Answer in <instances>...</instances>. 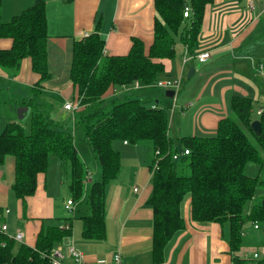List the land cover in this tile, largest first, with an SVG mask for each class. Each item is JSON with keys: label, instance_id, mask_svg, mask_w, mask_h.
<instances>
[{"label": "trees", "instance_id": "1", "mask_svg": "<svg viewBox=\"0 0 264 264\" xmlns=\"http://www.w3.org/2000/svg\"><path fill=\"white\" fill-rule=\"evenodd\" d=\"M215 0H154V41L146 51L142 39L134 37L126 55H106L105 39L98 31L73 44L70 80L75 101L80 107L70 119L54 118L41 99L43 84L51 78L48 66V21L46 1L35 3L9 22L1 19L0 39L13 41L10 49L0 48V67L18 71L21 62L29 58L39 83L31 93L18 100L19 107L30 108V131L23 123H8L0 133V164L7 156L15 161L12 191L21 201L24 214L27 201L37 190V178L45 173L51 156L70 166L69 189L72 202L85 197L89 171L79 154L70 132L73 123L84 125L85 135L101 165V179L95 182L88 195L90 213L80 217L85 240L103 241L106 238V199L108 186L119 177L121 152L117 141L138 144L151 141L155 159L150 167L152 192L148 206L153 210L152 261L161 264L169 241L186 228L183 204L190 198L191 219L194 222L229 224L230 249L242 247L243 226L249 222H264L263 203L249 211L260 178L246 174L249 163L264 166V104L259 105L258 121L262 131L252 129L254 100L242 96L232 98L231 116L218 122L211 136L181 138L183 153L189 155L173 160V139L169 135V115L165 107L148 108L138 97L106 96L110 90L134 86L136 82L150 86L165 73L164 59H175L181 43L190 55H196L207 6ZM191 8L184 17L185 7ZM258 111V112H259ZM159 152L157 155L156 153ZM188 173H179L178 163ZM158 167L156 168V165ZM69 228L50 220H42L36 245L16 246V241L0 233V264H51L48 256L72 235L74 218H68ZM234 264H264L234 257Z\"/></svg>", "mask_w": 264, "mask_h": 264}, {"label": "crops", "instance_id": "2", "mask_svg": "<svg viewBox=\"0 0 264 264\" xmlns=\"http://www.w3.org/2000/svg\"><path fill=\"white\" fill-rule=\"evenodd\" d=\"M35 1L3 0L2 21L9 22L14 16L31 7ZM45 1L51 78L43 84L41 99L48 105L54 118H62V113L68 111L65 105L76 103L70 80L74 42L98 31L105 39L106 55L128 54L134 37L142 39L148 51L154 41L155 6L154 0ZM250 1L245 0L246 8L251 9L248 14L245 13L241 0H215L207 6L197 52L209 51V61L199 63L197 60H191L184 63L186 49L181 43L176 47L175 59L162 60L165 73L159 80L170 79L175 74L181 81L194 70L178 96L180 99L176 97L170 105L169 126L175 127L176 137H181L184 133L180 124L187 117L186 108H194V116L198 118V130L194 133L211 136L216 133L220 119L232 113L230 104L234 96L251 98L258 106L264 104V29L261 28L254 36L257 24L261 22L264 14V4L258 2L257 10L253 4L250 5ZM12 45L11 39H0L1 49L8 50ZM38 83L39 75L33 71L29 58L21 62L18 71L0 67V130L8 123L22 122L17 116V101L27 97ZM158 89L155 84H141L139 88L131 86L110 90L106 99L110 101L120 95H129L138 97L141 101L149 100L151 96L152 101L153 97L162 96ZM169 102L166 101L167 105ZM156 103L157 106L160 105L158 100ZM151 107L155 108L156 105L152 103ZM29 117L30 113L27 118ZM176 120L178 124L174 126ZM169 135L171 137L170 131ZM117 143L115 142L114 146L121 152V171L119 177L107 188L105 240H85L82 237L83 221L80 220L82 226L75 228L73 221L71 237L60 245L73 244L82 252L88 263L98 260L110 261L113 254L120 251L123 264H153V210L147 204L152 192L151 163H148L147 157V151L150 149L145 147L144 142L134 145L126 141H119V145ZM152 151L153 164L154 146ZM80 156L83 159L81 154ZM50 159L48 170L38 175L35 194L27 201L26 213L29 208L31 210L26 225H18V222L14 221L21 213V208L23 211L21 201L15 198L12 191L15 177L14 158L7 156L5 162L0 164V212L9 210L4 217L9 226L7 234L14 237L18 232H22L24 236L20 244L30 247L36 245L42 220L52 221L57 214L55 201L64 185L67 166L70 169L69 165H65L56 156H51ZM95 171L89 172L91 177L85 183V192L99 181H93V178L101 179V173H98L97 169ZM35 200L41 204L39 213L33 212L32 203ZM190 201V198H187L183 204L186 228L169 241L165 249V260L161 264H234L233 259L236 256L252 262L264 261V226L259 222H247L243 226L242 247L233 253L230 249L229 224L194 222L191 219ZM255 205L258 204L251 203L249 211ZM12 213L15 218H10ZM89 213L90 211L83 216ZM255 225H258V228ZM78 231L82 241L77 237Z\"/></svg>", "mask_w": 264, "mask_h": 264}, {"label": "rangeland", "instance_id": "3", "mask_svg": "<svg viewBox=\"0 0 264 264\" xmlns=\"http://www.w3.org/2000/svg\"><path fill=\"white\" fill-rule=\"evenodd\" d=\"M251 1H252V4L254 5L255 9H257V10H258V8H256V4L258 2H261V4H264V0H251ZM241 3H242V7L246 11L245 13L248 14L251 9L249 7L246 8L245 0H241ZM257 26H258L257 30H256L257 32L256 31L254 32V36H256V34L261 30V28L264 29V14H263V17L261 18V22H259L257 24ZM254 62H256V61H254ZM257 64H258V62L256 63V65ZM170 79L178 80V77H176V75L173 74ZM162 80H164V79H162ZM189 80H190V78H188L186 75H185L184 79H181V81H180L181 87L177 91V96H176L177 99H180L178 96H180V93L182 92L185 83L187 81H189ZM122 88L126 89V88H129V87H122ZM158 90H160L162 96H159V97L157 96V98L153 97L152 101H151V96H150L149 97L150 99L142 101V104L144 106L148 107V108H151L152 103L157 105L156 100H158L160 102L159 103L160 105H158V106L166 107L167 112L169 114V118L171 120V116H170L171 107H170V105H171V103H173V99L174 98L173 99L167 98V96H166L167 89H160L159 88ZM122 97L123 96H121V95L118 96V98H122ZM166 101H170L168 105H167ZM258 108H259V106L255 104V107L253 109L254 111L252 113V118L254 120H258V118H259V115H258V111L259 110H258ZM193 109L194 108L190 109V107L185 109V113H186L187 117H186L185 121L182 124H180V126L182 127V131L184 132L183 135H180L181 137H176L175 134H174L175 133V127H172V125L169 126V131L171 133V138L173 139V149L177 150V154L178 155L181 154V150H182V143H181V138L182 137L193 136L192 134H198V135H195V136H209V135H206V134L201 135L200 133H194V132H197V130H198L197 129L198 118L194 116ZM73 113H74L73 111H71V112L67 111L66 113H62L63 117L61 119H64L65 117L67 119H70V118L73 117ZM231 115H232V113L229 116H231ZM22 123H23V127H24L25 132L29 133V131H30V117L26 118L24 121H22ZM177 124H178V120L175 121L174 126H176ZM2 131H3V129L0 130V133ZM70 132L72 133V135L74 137L75 145L77 146L80 154L82 155L83 160L85 161L86 167L89 170V172L90 173L96 172L95 170L97 169V172L101 173V165L98 162V160L95 158L92 146L90 145V142H89L88 138L85 135L84 125L82 123H80V122L73 123V125H72V127L70 129ZM176 133H177V131H176ZM117 142H118L117 145H119V141H117ZM143 144L145 145V147H149V149H150V150L147 151V157L149 159L148 163L149 164L151 163V165H152L151 157L152 156L154 157L153 151L151 152V149L153 147L152 146V142L151 141H144ZM177 169H178L179 173H181V174L188 173L186 171V167L184 165H182L180 162L178 163ZM66 172H67V174H66ZM245 172H246V174H248V175H250L252 177H257L258 176L261 181H264V166L262 168H260V165H257V164H254V163H249L246 166ZM62 174L64 175V171H62ZM64 177H66L65 179H63L64 180V185H63V187L61 189L60 194L57 196V199L55 201L56 207H57V214L54 215L52 221L54 223H58L60 226H65L66 223H68V221H67L68 218H74L75 228L78 227V229H79L82 226L79 218L81 216H83V215H86L87 212L90 211L89 203H88V195H89L90 190L86 191L85 197L80 202H76L75 203L74 207L76 208V211L74 213H70L65 208V206H66L65 203L68 200V198L72 199L70 190L68 188V185L70 183L69 182V180H70V169H69L68 166L66 168ZM90 177H91V174L89 175V178ZM92 180L95 181V180H100V179H94L93 178ZM37 197H39V196H37ZM263 200H264V185H259L256 188L254 199L249 203V205L251 203L259 205V204L263 203ZM32 204L34 206V209H33L34 211L33 212L34 213H39V211L41 210V207H40L41 204H39L36 200ZM85 209H86V213H85ZM30 210L31 209L29 208L28 212L25 215L24 211H22V208H21V213L19 214V216H17V219H14V221L18 222V225H20V224H25L26 225V223L28 222L27 219H30L29 218ZM11 217L15 218V214L12 213L10 218ZM260 225L264 226V222H261ZM253 232L257 233V231H255V230H253ZM77 234H78L77 235L78 239L82 241L83 239H82L79 231L77 232ZM18 245H20V242L16 241V246H18Z\"/></svg>", "mask_w": 264, "mask_h": 264}, {"label": "built area", "instance_id": "4", "mask_svg": "<svg viewBox=\"0 0 264 264\" xmlns=\"http://www.w3.org/2000/svg\"><path fill=\"white\" fill-rule=\"evenodd\" d=\"M250 5L252 6V1H250ZM191 15V8L189 6L185 7L184 11V17H190ZM211 58V53L209 51H200L197 52L196 55H190L188 51L186 50V54L184 57V63L189 62L191 60H197L199 63H206ZM141 84L139 82H136L134 87L139 88ZM155 86L160 89H167V90H173L175 91V98L177 96V91L181 87L180 79L179 80H172V79H164V80H158L155 83ZM80 107V102L73 103H67L65 105V109L68 111L75 112ZM259 114L261 111L258 112ZM157 155L159 152L156 153ZM189 155V150H185L183 153L178 155L177 153L173 154V160L178 161L182 156ZM156 165V164H155ZM158 165H156V168ZM75 203L72 202V200H68L66 204V210L70 213L75 212ZM9 213V210H6L4 213L0 212V233L7 234L9 226L5 222L4 217L5 214ZM67 229L69 228V225L65 226ZM256 228H258V225H255ZM8 235V234H7ZM23 233L18 232L14 237H10L14 239L15 241L22 242L23 240ZM51 264H123V257L120 251H117L113 254L111 261L106 260H98L94 263H88L80 250H78L73 244L68 246L59 245L48 256ZM221 264V263H217Z\"/></svg>", "mask_w": 264, "mask_h": 264}, {"label": "water", "instance_id": "5", "mask_svg": "<svg viewBox=\"0 0 264 264\" xmlns=\"http://www.w3.org/2000/svg\"><path fill=\"white\" fill-rule=\"evenodd\" d=\"M194 70L192 69L190 73L188 74V77H190L193 74ZM167 98L173 99L175 98V91L173 90H167L166 91ZM30 113V108L26 107H19L17 110V116L20 121H24ZM252 129L257 134L260 135L262 131L261 122L258 120H255L252 122Z\"/></svg>", "mask_w": 264, "mask_h": 264}]
</instances>
